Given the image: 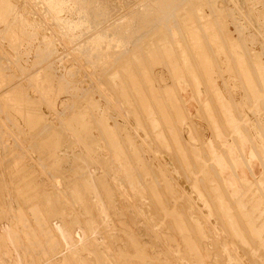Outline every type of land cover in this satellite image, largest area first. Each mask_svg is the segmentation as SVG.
Listing matches in <instances>:
<instances>
[{"label": "rangeland", "instance_id": "obj_1", "mask_svg": "<svg viewBox=\"0 0 264 264\" xmlns=\"http://www.w3.org/2000/svg\"><path fill=\"white\" fill-rule=\"evenodd\" d=\"M259 70L264 0H0V264H264Z\"/></svg>", "mask_w": 264, "mask_h": 264}, {"label": "bare ground", "instance_id": "obj_2", "mask_svg": "<svg viewBox=\"0 0 264 264\" xmlns=\"http://www.w3.org/2000/svg\"><path fill=\"white\" fill-rule=\"evenodd\" d=\"M89 6V5H88ZM93 7V6H92ZM90 8V7H89ZM96 10V7L95 8H93V10ZM89 10V9H88ZM92 10V13L94 14V12L95 11H93ZM90 11V10H89ZM88 11V12H89ZM87 13V12H86ZM181 17V16H180ZM183 17V16H182ZM191 20V19H190ZM205 23V22H204ZM190 26V25H189ZM195 26V25H194ZM192 27V26H191ZM210 28V27H209ZM196 30V29H195ZM216 30V29H215ZM216 35V34H215ZM133 37V36H132ZM135 37V36H134ZM128 39V38H127ZM200 44V43H199ZM202 48V47H201ZM190 49V48H189ZM176 50V49H175ZM186 50V49H185ZM203 50V49H202ZM201 50V51H202ZM183 51V50H182ZM190 53V52H189ZM195 53H196V50H195ZM198 54V53H197ZM171 55V54H170ZM195 55V54H194ZM191 56V55H190ZM179 57V56H178ZM180 57H181V55H180ZM183 57V56H182ZM187 58V57H186ZM189 58V57H188ZM181 59V58H180ZM193 60V59H192ZM188 61V60H187ZM202 64V63H201ZM189 66V65H188ZM227 68V67H226ZM194 69V68H193ZM177 70V69H176ZM260 71H261V76H260V78L261 77H263L264 78V72L262 71V70H259V73H260ZM258 73V74H259ZM193 74V73H192ZM195 74V73H194ZM196 75V74H195ZM194 75V76H195ZM174 77V76H173ZM135 79V78H134ZM247 80V79H246ZM263 80V79H262ZM196 81V80H195ZM261 84H262V82H261ZM263 84H264V82H263ZM180 85V84H179ZM181 87V86H180ZM215 90V89H214ZM138 95V94H137ZM207 98V97H206ZM209 112V111H208ZM228 114V113H227ZM210 115V114H209ZM189 117V116H188ZM218 118V117H217ZM227 120V119H226ZM239 120V119H238ZM233 121H235L234 119H232V118H228V122L229 123H232ZM237 121V120H236ZM214 124V123H213ZM153 125V124H152ZM154 126V125H153ZM235 126V125H234ZM234 126H232V127H234ZM236 127H237V125H236ZM234 129V128H233ZM259 130V129H258ZM235 131H237V130H235ZM243 131V130H242ZM221 132V131H220ZM225 135V134H224ZM244 140V139H243ZM249 140V139H248ZM220 142V141H219ZM242 142V141H241ZM244 143V142H243ZM210 145V144H209ZM238 145V144H237ZM251 145V144H250ZM179 146V145H178ZM211 146V145H210ZM214 146H216V145H214ZM229 147V146H228ZM209 148V147H208ZM225 148V147H224ZM235 148V147H234ZM207 149V148H206ZM213 151H215V150H213ZM235 151V150H234ZM212 152V151H211ZM227 152V151H226ZM232 152V151H231ZM222 153V152H221ZM255 154V153H254ZM216 155V154H215ZM240 156H242V155H240ZM217 157H218V155H217ZM220 158V157H219ZM216 159V158H215ZM240 159V158H239ZM217 160H218V158H217ZM243 160H245V159H243ZM236 162V161H235ZM219 163V162H218ZM242 163V162H241ZM247 163V162H246ZM220 166H221V164H219ZM223 168H225V167H223ZM224 170V169H223ZM224 171H226V168H225V170ZM223 175V181H224V183L225 184H227V186L228 187H232V182H231V180H229V178L228 177H225L224 176V174H222ZM235 175V174H234ZM226 176H228V175H226ZM217 180V179H216ZM222 189V188H221ZM230 190V189H229ZM233 196V195H232ZM218 197V196H217ZM259 208V207H258ZM257 210V209H256ZM228 211V210H227ZM228 213H230L229 211H228ZM246 214H248V213H245V216H246ZM233 218V217H232ZM231 218V216L229 215L228 217H227V219H228V224H230L231 225V227H232V229L234 230V231H237V232H239V225L238 224H236V222H234V220ZM251 219V218H250ZM236 221V220H235ZM249 222V221H248ZM253 223V222H252ZM180 225V224H179ZM250 225H251V223H250ZM253 227H254V225H253ZM250 228H252V227H250ZM258 228V227H257ZM182 229V227L180 228V231H182L181 230ZM241 230V229H240ZM252 230V229H251ZM255 230V229H254ZM253 231V230H252ZM259 231V230H258ZM254 232V231H253ZM262 232V231H261ZM185 233V232H184ZM187 233V232H186ZM255 233V232H254ZM186 235V234H185ZM184 235V236H185ZM190 244V243H189ZM263 246V245H262ZM252 257V256H251Z\"/></svg>", "mask_w": 264, "mask_h": 264}]
</instances>
